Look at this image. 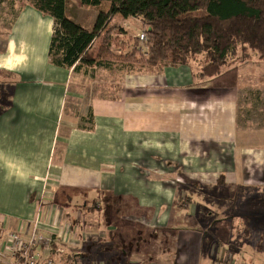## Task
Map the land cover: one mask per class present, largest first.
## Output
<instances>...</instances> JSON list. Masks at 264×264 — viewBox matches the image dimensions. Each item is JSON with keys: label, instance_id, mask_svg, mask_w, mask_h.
Masks as SVG:
<instances>
[{"label": "crops", "instance_id": "0c3cea01", "mask_svg": "<svg viewBox=\"0 0 264 264\" xmlns=\"http://www.w3.org/2000/svg\"><path fill=\"white\" fill-rule=\"evenodd\" d=\"M54 25L25 7L0 53V244L40 218L59 223L54 264H264V137L234 79L117 70L119 93L70 95L97 71L50 62Z\"/></svg>", "mask_w": 264, "mask_h": 264}, {"label": "trees", "instance_id": "16d2710c", "mask_svg": "<svg viewBox=\"0 0 264 264\" xmlns=\"http://www.w3.org/2000/svg\"><path fill=\"white\" fill-rule=\"evenodd\" d=\"M75 1L80 8H108L88 30L67 16L68 0H35L29 5L55 21L50 62L75 74L94 76L103 69L154 75L203 58L198 75L203 80L221 77L232 63L253 55L264 62V0ZM129 19L141 21L146 51L139 47L138 36L128 50L123 38Z\"/></svg>", "mask_w": 264, "mask_h": 264}, {"label": "rangeland", "instance_id": "374dc122", "mask_svg": "<svg viewBox=\"0 0 264 264\" xmlns=\"http://www.w3.org/2000/svg\"><path fill=\"white\" fill-rule=\"evenodd\" d=\"M34 2L35 0H0V53L6 49L9 34L12 32L14 27V25L12 26L14 19L17 16H20L23 9H25V6L30 7L29 5L33 4ZM107 8L108 5L105 4L101 8L83 9L77 5L75 0H68L66 10H68V17L70 19L79 20V23H81L82 27L91 30L96 23L99 12L101 10H106ZM18 17L16 18V21ZM118 21L119 20H115V23ZM124 24V29L127 31V35L125 38H123V40L125 42H129L128 44L130 45L128 46V50H130L135 44V37L139 36L140 31L142 30V26H138L135 22H133L131 26L129 24V26H127L126 23ZM54 29L55 25L53 28V35ZM138 43L139 47H141V42L139 41ZM203 61V58H200L197 63L193 62L192 65L194 66V64H199ZM120 77H125V75L123 73L119 74L116 72L97 70L95 83L86 84L88 80L87 77L84 80L81 76H75L71 84L70 95H72V93L83 92L85 89L92 90V92L95 94H98L99 92H103V94L104 92L108 93V91L111 89V85L108 84L114 81L117 82V88L114 90V92L119 93V85L122 83V80L119 79ZM225 78H230L231 80L234 79L235 87H240L239 117H241V119L243 118V121H247L246 129L259 132L260 134H257L263 135L264 137V62L258 60V56L255 55H253L249 61L240 63L234 62L225 69ZM105 84L109 86L108 89H101V87L106 86ZM68 122L70 124L77 125L79 120L72 118ZM260 144L264 145V139ZM250 145L260 146L257 141H254ZM261 151H264V149ZM110 210V205L107 207H105V205L103 206V213L100 214V218L103 223L109 222L111 220ZM63 216H65L64 212ZM77 217H79L78 214H73L71 220H64L65 223L61 221V226L68 227L69 225L67 222L71 223V221Z\"/></svg>", "mask_w": 264, "mask_h": 264}, {"label": "built area", "instance_id": "2783aa9c", "mask_svg": "<svg viewBox=\"0 0 264 264\" xmlns=\"http://www.w3.org/2000/svg\"><path fill=\"white\" fill-rule=\"evenodd\" d=\"M138 37L143 51H146L145 33H140ZM57 238L62 239L58 221L46 223L38 218L31 230L9 232L5 235L0 244V264H54L52 259L43 258L40 250H50Z\"/></svg>", "mask_w": 264, "mask_h": 264}]
</instances>
